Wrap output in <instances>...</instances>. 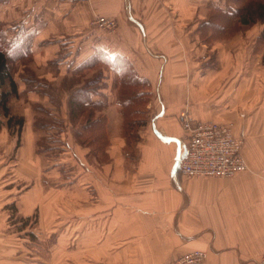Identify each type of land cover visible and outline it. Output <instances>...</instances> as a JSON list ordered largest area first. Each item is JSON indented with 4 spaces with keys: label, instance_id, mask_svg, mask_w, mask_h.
I'll return each instance as SVG.
<instances>
[{
    "label": "crops",
    "instance_id": "obj_1",
    "mask_svg": "<svg viewBox=\"0 0 264 264\" xmlns=\"http://www.w3.org/2000/svg\"><path fill=\"white\" fill-rule=\"evenodd\" d=\"M225 5L226 0H0L7 55L25 54L44 69L65 74L104 50L129 59L150 84L149 123L137 147L125 148L122 112L112 127L108 111L109 161L77 159V264H169L196 250L207 253V264H259L264 255V27L248 33L256 24L226 43L199 45L209 38L199 33L197 17ZM100 16L115 19L117 28L100 29L94 24ZM56 59L60 62L54 64ZM15 69L18 96L9 108L25 123L18 136L0 110V202L8 199L5 203L15 204L24 217L38 211L41 233L47 235L55 219L65 217L66 187L63 181L60 189L51 188V174L58 170L51 172L37 151L30 105L51 99L29 90L31 83L21 77L24 68ZM116 99L110 93L107 107ZM18 101L25 103L22 112ZM186 115L193 123L231 126L244 140L249 170L233 178L183 175L178 159L187 150ZM6 185H15V191ZM1 235L0 227V252ZM18 249L15 243L13 250ZM15 254V261H29Z\"/></svg>",
    "mask_w": 264,
    "mask_h": 264
},
{
    "label": "rangeland",
    "instance_id": "obj_2",
    "mask_svg": "<svg viewBox=\"0 0 264 264\" xmlns=\"http://www.w3.org/2000/svg\"><path fill=\"white\" fill-rule=\"evenodd\" d=\"M235 5V4H233ZM236 6V5H235ZM204 18L197 17L201 25L198 26V31L204 37L207 36L209 39L201 38V44L213 45L217 41L226 43L231 41L236 35L246 33L248 28H253L254 26H240L236 19L227 20L225 24L230 26V31H225V29H218L214 26H210L203 23L207 21L211 16V12L203 14ZM211 19V18H210ZM203 23V25H202ZM241 27L238 29V27ZM262 26V25H261ZM260 24L249 30L253 34L254 31L259 32L261 28ZM214 38V39H213ZM261 45V43H259ZM264 53V46L262 48V54ZM40 62V60H38ZM262 62L264 65V56L262 57ZM36 63L37 60L31 61L29 58L23 59L21 62H16V68H24V71H21L22 78L32 77L29 73L26 72L25 68L29 71H32L35 74V79L39 81L44 80L46 83L50 84L52 87V93L55 97L50 98L49 103H40L37 100L34 101L33 105H30L33 108V122L35 127V137L37 142V151L39 154L45 157V160L49 163L50 170L57 169V174H51L54 176L55 185L51 184V188L60 189L61 183L65 181V192H66V211H64L65 217L63 216L60 220L55 219V223L51 224L48 229H51L47 235L41 233L42 223L41 218L39 217V212L35 211L34 216L31 221L25 225V229L21 230L23 223L20 222L18 217H21L18 210L13 209L11 206L8 207V203L0 202V227L2 228V250L0 264H77V167H79V157H85L87 162H95V157L97 155L93 154L92 148L85 147L80 144L75 136V130L70 124L69 116V107L68 100L72 95L69 90L64 86V82H70L71 78H75L74 75L69 73L61 74L55 72L52 69H44V66H39ZM21 65L23 67H21ZM82 81H87L90 78L92 79L95 76V71L91 69L87 72H82ZM73 85V83H71ZM38 87V86H37ZM29 90L36 91V87ZM148 90V89H147ZM40 93V92H37ZM117 97V91L112 92ZM146 108H148L149 99L151 98L150 93L148 92ZM47 97V96H46ZM17 111L22 112L25 108V103L18 101ZM29 107V106H28ZM30 109V108H29ZM111 111V120L112 127L114 125V118L119 117L121 106L118 102V98L110 107H105L103 110L97 113V116L107 115V112ZM122 115V113H121ZM123 117V116H122ZM147 124L149 123L146 122ZM147 124L145 126H147ZM46 125V126H43ZM143 126L141 130L145 127ZM78 126L76 129L81 128ZM114 134H117L115 130ZM120 135L125 140V148L133 151L135 147L142 140V136H139L135 142L132 144H127V139L125 137V128H124V119L121 125ZM105 144V142H104ZM111 146V139L108 134V140L105 145V153L98 157L99 162H108L109 156L108 150ZM77 148H80V152L77 153ZM107 152V153H106ZM78 155V156H77ZM84 160V159H83ZM52 165H55L52 168ZM10 179V176H7L6 179ZM7 184V183H6ZM4 186V185H3ZM7 186V189H12L15 191V185ZM55 186V187H53ZM59 186V187H58ZM26 187L21 186L18 190ZM0 188H3L0 186ZM3 198L0 197V200ZM7 204V205H6ZM16 210V211H15ZM37 213V217H35ZM52 220V219H51ZM60 227V228H58ZM64 227V230L63 228ZM59 229L61 231H59ZM29 233H33L31 236ZM18 244L17 252L14 249V244ZM15 253L20 259H29V261H15ZM15 254V255H14ZM7 258H11L9 261Z\"/></svg>",
    "mask_w": 264,
    "mask_h": 264
},
{
    "label": "trees",
    "instance_id": "obj_3",
    "mask_svg": "<svg viewBox=\"0 0 264 264\" xmlns=\"http://www.w3.org/2000/svg\"><path fill=\"white\" fill-rule=\"evenodd\" d=\"M210 12L211 19L208 18L207 21H204L205 24L218 29H225L227 32L230 31L231 27L225 23L231 19H236L240 26L260 24L264 27V0H226L225 7H215ZM237 27L238 29L241 28ZM5 33L3 25L0 24V110L2 115L9 117L8 124L17 127L18 136H20L25 120L11 115L9 102L13 97L18 96L14 64L29 58V56L25 54L21 57L7 55ZM261 39L264 40V28ZM16 50L18 53L19 48ZM59 60L56 59L54 64L59 63ZM90 69L95 71V76L87 81H82L81 73ZM67 73L76 76L75 78L72 77L70 82H64V86L72 94L68 100L69 118L80 144L92 148L93 154L98 157L105 153L104 148L108 140V120L107 116L100 115L98 117L97 113L108 106V95L113 91L118 93L117 98L124 119L127 144H132L139 139L141 128L149 120L146 98L149 96L147 89L150 84L135 73L133 64L129 59L122 56L111 57L104 50H98ZM30 74L32 77L24 79L31 83L32 88L36 87L37 92H42L50 98L55 97L50 84L44 80L39 81L35 79V74ZM78 126L82 127L76 129ZM10 206L13 209L16 207L15 204L8 205V207ZM37 215L35 213V217ZM33 216L34 214L29 217H18L23 223L21 230L25 229L24 224L27 225ZM29 235L33 236L34 234L29 233Z\"/></svg>",
    "mask_w": 264,
    "mask_h": 264
},
{
    "label": "built area",
    "instance_id": "obj_4",
    "mask_svg": "<svg viewBox=\"0 0 264 264\" xmlns=\"http://www.w3.org/2000/svg\"><path fill=\"white\" fill-rule=\"evenodd\" d=\"M94 24L108 32L117 28L115 19L104 16L98 17ZM183 124L188 134L187 150L178 159L183 175L233 178L249 169L243 154L244 140L235 135L231 126L215 121L193 123L187 115L183 117ZM169 264H207V254L191 251ZM259 264H264V255Z\"/></svg>",
    "mask_w": 264,
    "mask_h": 264
},
{
    "label": "bare ground",
    "instance_id": "obj_5",
    "mask_svg": "<svg viewBox=\"0 0 264 264\" xmlns=\"http://www.w3.org/2000/svg\"><path fill=\"white\" fill-rule=\"evenodd\" d=\"M248 170H249V169H248ZM248 170H247V171H248ZM206 254H207V253H206Z\"/></svg>",
    "mask_w": 264,
    "mask_h": 264
}]
</instances>
